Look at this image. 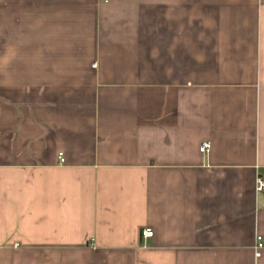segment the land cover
Returning a JSON list of instances; mask_svg holds the SVG:
<instances>
[{
  "label": "crops",
  "instance_id": "obj_1",
  "mask_svg": "<svg viewBox=\"0 0 264 264\" xmlns=\"http://www.w3.org/2000/svg\"><path fill=\"white\" fill-rule=\"evenodd\" d=\"M260 180L264 0H0V264H264Z\"/></svg>",
  "mask_w": 264,
  "mask_h": 264
},
{
  "label": "built area",
  "instance_id": "obj_2",
  "mask_svg": "<svg viewBox=\"0 0 264 264\" xmlns=\"http://www.w3.org/2000/svg\"><path fill=\"white\" fill-rule=\"evenodd\" d=\"M96 66V65H95ZM211 145L209 142L203 143V145L200 147V152L201 153H205L208 152L210 149ZM61 162H64L63 159V154H60ZM258 190L262 191L264 190V182L262 180L259 181V185H258ZM143 237L147 238V237H152L154 235V232L150 229H145L143 230L142 233ZM258 249H261L263 247V243H262V238L258 237Z\"/></svg>",
  "mask_w": 264,
  "mask_h": 264
}]
</instances>
